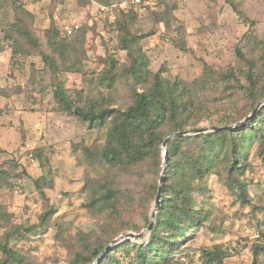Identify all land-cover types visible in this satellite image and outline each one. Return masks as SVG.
Here are the masks:
<instances>
[{"label":"rangeland","instance_id":"rangeland-1","mask_svg":"<svg viewBox=\"0 0 264 264\" xmlns=\"http://www.w3.org/2000/svg\"><path fill=\"white\" fill-rule=\"evenodd\" d=\"M145 1L134 6L129 0H0V244L24 256L21 264H73L76 253H87L108 236L106 228L142 225L163 170L161 144V160L148 157L111 173L97 157L108 128L92 129L65 110L55 96L59 85L79 107L126 108L134 91L149 85L128 72L130 51L139 47L150 75L160 72L192 89L195 107L184 118L199 127L248 117L245 124L263 106L253 112L245 78L253 68L264 91V0ZM103 4L111 8L105 16L99 13ZM73 23L79 28L68 37L65 29ZM53 27L59 30L55 44L49 39ZM43 54L54 58L56 68ZM229 71L243 87L224 90ZM107 72L116 77L112 87L104 80ZM246 158L239 173L196 181L200 187L193 198L196 207L205 208V219L181 240L176 264H211L202 248L216 245L226 253L222 264H264V251L256 252L264 245L263 145L254 142ZM103 179L122 196L117 211L91 205L90 185ZM240 183L246 184V196ZM28 226L34 230L13 235L15 228ZM128 232L139 233L120 229L114 238ZM0 257H5L1 249Z\"/></svg>","mask_w":264,"mask_h":264},{"label":"trees","instance_id":"trees-1","mask_svg":"<svg viewBox=\"0 0 264 264\" xmlns=\"http://www.w3.org/2000/svg\"><path fill=\"white\" fill-rule=\"evenodd\" d=\"M227 1L232 2V0ZM109 11L110 9L107 13ZM23 31L24 36L37 45L32 34L27 30ZM75 33L76 31L73 34ZM58 34L59 30L53 27L49 35L52 44L56 43ZM73 34H69L68 37ZM131 42L135 45L137 40L133 39ZM124 48L130 49V45L125 43ZM130 54L131 65L128 72L136 78L145 80L149 85L140 91L135 90L132 102L126 108L79 107L72 103L62 86L59 85L55 91V96L60 100L63 108L74 112L81 121L88 124V127L108 128L106 143L97 153V157L114 175L129 166H135L148 157L161 160L160 145L169 134L199 127L198 123L189 122L184 118L186 112L195 107V97L190 94L192 89L180 80L164 77L160 72L150 75L145 68V57L139 47L131 50ZM43 60L52 69L56 68L54 58L49 54H43ZM246 75L245 79L249 85L245 87V90L252 100L253 110L264 98V91L259 87L260 79L253 72V68ZM149 76H151L150 80H148ZM223 76L224 80L229 81V84L224 86L225 91L243 87L232 71ZM115 78L111 72L104 75L108 87H112ZM231 80L236 83H230ZM252 119L253 121L229 130L208 131L171 139L168 143L169 161L165 182L161 188V202L150 236L141 242L126 239L111 246L96 264H176L173 258L184 248L181 240L187 237L191 228L202 226L205 219L203 216L206 213L205 208H201V205L196 207L197 202L193 198L195 189L200 187L195 185L196 181H204L211 174L221 176L226 171L227 174L239 173L248 164L247 151L253 143L257 141L264 148V105L256 111ZM165 127L168 128L166 132ZM190 145L194 148H189ZM35 153L41 164L45 165L42 150L37 148ZM86 153L92 156L88 148ZM228 177L236 181L234 175H228ZM109 180H93L90 185L93 189L92 196L89 200L95 208L117 211V205L122 196L112 184L106 182ZM158 189L159 185L154 184L152 193ZM238 189L242 195L246 196L245 183L238 184ZM149 223L150 215L147 213L142 225L129 222L121 228L111 230L106 228L105 233L107 232L108 236L100 240L93 248H89L87 253H76L73 264H94L103 249L113 240L112 238L119 234L120 229L141 232ZM25 230L32 231L34 227L15 228L13 235L16 238L24 236ZM261 232L264 238V231ZM0 249L5 255L4 258L0 257V264H21L24 256L8 244L1 243ZM259 249L264 251V245H259L256 252ZM202 255L208 263L222 264L226 253L221 246L216 245L213 249L202 248Z\"/></svg>","mask_w":264,"mask_h":264},{"label":"water","instance_id":"water-1","mask_svg":"<svg viewBox=\"0 0 264 264\" xmlns=\"http://www.w3.org/2000/svg\"><path fill=\"white\" fill-rule=\"evenodd\" d=\"M262 105H264V99L257 104V106H256V108L254 109L253 112H255ZM247 118L248 117H246V118H244V120L239 121L238 123H235V124H232V125H223V126L213 125V126H208V127L190 128V129L176 131V132H173V133L169 134L165 138V140L163 142V148H164V158H162L163 159V170H162L161 179H160V183H159L158 193H157V196L155 198V204H154V207H153V209L151 211V214H150V223H149V225L146 228H144L139 233L128 232V233L122 234V235L118 236L117 238H114L113 240H111L109 245H107L103 249L101 254L98 256V258L96 259L94 264H96L98 262L100 257L106 251H108L111 248V246L113 247L115 244H117V243H119L121 241H124L126 239H130V238L139 239V238H142L145 233H147V234L151 233L152 228H153V223H154V220H155V217H156V213H157V210H158L160 202H161V199H160L162 197L161 188H162V185L164 183L165 171H166V167H167L168 161H169L168 143H169V141L171 139L177 138V137H183V136H186V135L204 133V132H208V131H219V130H222V129H228V130L229 129H233V128H236V127H239L240 125H242L247 120Z\"/></svg>","mask_w":264,"mask_h":264},{"label":"built area","instance_id":"built-area-1","mask_svg":"<svg viewBox=\"0 0 264 264\" xmlns=\"http://www.w3.org/2000/svg\"><path fill=\"white\" fill-rule=\"evenodd\" d=\"M129 2L134 5V6H144V5H147L148 4V1L146 2L145 0H129ZM111 9L109 6H106V5H102L100 7V11L99 13L101 15H106L107 11ZM79 28V25L76 24V23H73L72 25H70L69 27H66V33L69 35V34H73L77 29ZM230 252H233V249L230 248L229 249Z\"/></svg>","mask_w":264,"mask_h":264}]
</instances>
